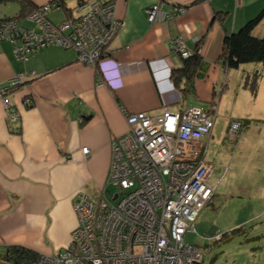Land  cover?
<instances>
[{
	"label": "crops",
	"instance_id": "0c3cea01",
	"mask_svg": "<svg viewBox=\"0 0 264 264\" xmlns=\"http://www.w3.org/2000/svg\"><path fill=\"white\" fill-rule=\"evenodd\" d=\"M28 1L40 6L50 0ZM156 2L163 18L149 23L144 8ZM115 3L124 25L110 41L108 56L121 69L105 85H97L95 69L80 63L71 48L50 46L20 61L11 43L0 39V87L19 73H34L6 93L16 121L7 120L0 98V252L20 246L55 254L69 244L77 224L73 202L81 193L91 200L101 194L110 141L128 129L123 109L152 115L204 102L213 103L218 116L216 94L227 90L236 97L246 89L241 73L225 69L218 57L224 35L256 15L264 0ZM10 4L0 5L1 16L19 11L17 1ZM175 36L188 49L202 47L195 93L185 99L170 77L183 64L172 47ZM190 96L194 102H188Z\"/></svg>",
	"mask_w": 264,
	"mask_h": 264
},
{
	"label": "built area",
	"instance_id": "2783aa9c",
	"mask_svg": "<svg viewBox=\"0 0 264 264\" xmlns=\"http://www.w3.org/2000/svg\"><path fill=\"white\" fill-rule=\"evenodd\" d=\"M50 0L26 16L32 23L22 26L16 19L0 24V39L12 44L17 60L53 45L75 50L80 63L96 71L97 85H105L121 69L108 56V45L123 20L116 16L114 1L80 0L73 17L59 23L46 18L56 5ZM160 6V5H159ZM159 9L144 8L149 20ZM183 7H177L176 10ZM172 47L181 59L202 54V47L188 49L179 36ZM104 53V54H103ZM34 73H19L0 87L8 121L18 113L6 101V93ZM128 129L110 141V160L101 194L94 200L80 194L73 202L78 226L67 247L55 254L40 253L29 264H200L202 248L185 240L199 211L213 196L208 182L214 166L205 162L204 139L209 140L217 113L214 106L185 105L155 114L123 109ZM239 129L231 121L229 132ZM88 153V148H82ZM113 192L108 194V187ZM116 195V197H114ZM218 234L216 238H219Z\"/></svg>",
	"mask_w": 264,
	"mask_h": 264
},
{
	"label": "rangeland",
	"instance_id": "374dc122",
	"mask_svg": "<svg viewBox=\"0 0 264 264\" xmlns=\"http://www.w3.org/2000/svg\"><path fill=\"white\" fill-rule=\"evenodd\" d=\"M155 4L159 7L157 16L152 20L146 16L149 23L163 18L160 3ZM10 5V2L1 3L4 9ZM47 17L57 23L63 18V12L50 9ZM22 23L32 25L28 21ZM123 25L124 22L116 28L113 38ZM253 32L264 36V18ZM230 70L247 74L249 83L236 97L227 90L215 95L214 100L220 102L218 116L211 137L208 141L204 139L207 149L202 156L205 162L215 166L208 178L214 186L213 196L197 217L188 222L189 228H194L195 232L188 231L185 240L202 248L200 264H264V62L243 63L240 68ZM254 72L258 77L252 89ZM190 99L191 96L188 102H194ZM210 104L202 102L197 105L208 108ZM233 120L239 123V129L230 134ZM113 191L109 186L108 194ZM90 197L97 198L96 195ZM239 226L242 227L239 232L231 231ZM218 234H223L220 239L216 238Z\"/></svg>",
	"mask_w": 264,
	"mask_h": 264
},
{
	"label": "trees",
	"instance_id": "16d2710c",
	"mask_svg": "<svg viewBox=\"0 0 264 264\" xmlns=\"http://www.w3.org/2000/svg\"><path fill=\"white\" fill-rule=\"evenodd\" d=\"M17 1L20 5L19 11L11 16H1L0 15V24L7 20L16 19L19 23L23 25L22 20H26V15H28L32 10L41 7L34 6L28 0H0L1 3ZM52 1V0H51ZM57 3L53 7H50L47 10V13L50 9L62 10L64 12L65 17L62 20L73 17V6L77 4L80 0H55ZM101 3H106L110 1L116 2V0H99ZM51 23H54L47 17ZM218 15L220 14L217 13ZM221 15L219 18L223 17ZM264 18V6L259 10V12L248 19L244 24L238 28L236 31L231 33H227L224 35L222 40L221 52L219 54L218 59L221 60L222 65L225 69H234L239 68L243 63L248 62H264V36L260 37L254 34V29L258 25V23ZM57 22V23H59ZM56 24V23H55ZM29 27V26H24ZM54 46V45H53ZM57 46V45H55ZM61 47V46H60ZM196 48V47H195ZM183 64L179 68H175L171 71L170 77L174 84V86L180 91L183 99L187 98V96L195 93L194 87V78L196 74V70L201 63V55L194 54L191 57L186 59H181ZM252 85L250 87L253 88V84L255 83L258 77V74L254 72L252 74ZM243 77V85L247 87L249 81L247 74H242ZM213 103L210 104V107ZM242 227L239 226L237 228L232 229V232H236L241 230ZM223 234H220L219 239ZM36 257V253L30 249L20 247V246H8L3 254L0 255V260L6 261L12 264H29L32 259Z\"/></svg>",
	"mask_w": 264,
	"mask_h": 264
},
{
	"label": "bare ground",
	"instance_id": "6f19581e",
	"mask_svg": "<svg viewBox=\"0 0 264 264\" xmlns=\"http://www.w3.org/2000/svg\"><path fill=\"white\" fill-rule=\"evenodd\" d=\"M48 2H49V1H48ZM31 12H32V11H31ZM31 12H30V13H31ZM30 13H29V14H30ZM29 14H28V15H29ZM28 15H26V16H28ZM35 52H36V51L31 52L30 55H32V54L35 53ZM28 58H29V57H28ZM28 58H27V59H28ZM96 83H97V82H96ZM204 146H205V149H207V143H204ZM205 152H206V150H205ZM107 171H108V170H107ZM106 176H107V175H106ZM76 226H78V219H77V224H76ZM72 231H73V230H72ZM71 233H72V232H71ZM70 240H72V235H70Z\"/></svg>",
	"mask_w": 264,
	"mask_h": 264
},
{
	"label": "water",
	"instance_id": "95a60500",
	"mask_svg": "<svg viewBox=\"0 0 264 264\" xmlns=\"http://www.w3.org/2000/svg\"><path fill=\"white\" fill-rule=\"evenodd\" d=\"M114 197H116V195H114ZM0 264H12V263H8V262L1 261V260H0Z\"/></svg>",
	"mask_w": 264,
	"mask_h": 264
},
{
	"label": "clouds",
	"instance_id": "9594fccd",
	"mask_svg": "<svg viewBox=\"0 0 264 264\" xmlns=\"http://www.w3.org/2000/svg\"><path fill=\"white\" fill-rule=\"evenodd\" d=\"M120 69H118V70H116V69H114V72H115V74H117V72L119 71ZM220 235V234H219ZM219 239V238H218ZM1 254H3V252H0V255ZM2 261V260H1ZM6 262V261H5ZM9 263V262H8Z\"/></svg>",
	"mask_w": 264,
	"mask_h": 264
}]
</instances>
